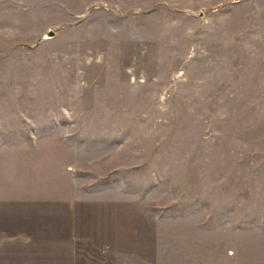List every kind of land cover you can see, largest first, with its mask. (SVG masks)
I'll return each mask as SVG.
<instances>
[{"label": "rangeland", "instance_id": "374dc122", "mask_svg": "<svg viewBox=\"0 0 264 264\" xmlns=\"http://www.w3.org/2000/svg\"><path fill=\"white\" fill-rule=\"evenodd\" d=\"M106 1L98 56L69 39L83 16L53 22L82 1L0 4L26 19L6 24L26 37L0 36V175L42 199L22 223L123 239L90 264H264V0ZM126 68L170 70L172 85L152 101Z\"/></svg>", "mask_w": 264, "mask_h": 264}, {"label": "crops", "instance_id": "0c3cea01", "mask_svg": "<svg viewBox=\"0 0 264 264\" xmlns=\"http://www.w3.org/2000/svg\"><path fill=\"white\" fill-rule=\"evenodd\" d=\"M79 1V0H78ZM84 3L85 9L79 11H72L68 14H64L63 18L56 17L53 22H74L78 18L84 17L82 22L85 25L86 32L84 36L78 34L69 35V39L74 40L73 48L74 52H77L78 48L81 49L76 40L83 39L87 41L88 45L85 47L86 55H103L102 47L98 46L104 38L105 27L101 19H99V14L104 13L102 7H108L111 2L106 0H80ZM6 3V0H2L0 4ZM22 8V6H20ZM94 10L90 9L93 8ZM65 13V12H64ZM199 17H203L199 14ZM26 19H15L10 20L7 15V7L0 5V36L3 39H11V37L18 42L20 38L26 37L25 34L11 35L9 28L6 29V24L14 23H25ZM1 24H4L1 25ZM73 29H76L73 28ZM57 30V29H56ZM53 31L55 33L54 38L57 37V32L53 29H48L46 34L43 35V40H48L46 36L49 32ZM166 32H160L158 38H169L166 37ZM163 34V35H162ZM68 36V35H67ZM65 37V36H63ZM156 38V36H152ZM45 40V41H46ZM98 45H94L96 43ZM11 43L5 42L0 49V55H5L10 53L8 51ZM100 49L96 50L97 48ZM87 50V51H86ZM80 52V51H79ZM84 54V53H83ZM95 71V70H91ZM153 70V72L147 75H138L136 69H122L120 70V75L126 73L130 78H136V83L142 86L158 88L157 94H152L155 97L152 101L160 102L163 100L164 90H168L172 85V73L170 70L159 72ZM94 78V77H92ZM143 79V80H142ZM145 79H150L155 82L151 83ZM160 82V83H159ZM133 85V81L130 86ZM91 86H95V82L91 83ZM155 95V96H154ZM5 121V120H4ZM6 122H0V128L5 129V133L9 132V127L5 126ZM24 176L15 175H0V264H90L92 252H102L104 255L109 253H118L117 250H109V247L118 246L119 238L118 235L104 234L100 235V241L94 238H77L74 234H69V232H74L77 229V224H40L41 226L33 225L32 222L29 224H23L22 222L28 217V206L36 205L42 203V199L39 201L37 199L29 200L28 198V187ZM70 202L69 200H62ZM33 203V204H32ZM3 216H10L9 221L5 223ZM28 225V226H27ZM43 225V226H42ZM121 226H87L89 231H120ZM49 231L55 234L54 237L45 238L42 233L44 231ZM132 230H138V228H133ZM34 231L35 233H32ZM39 231L41 237H38L37 233ZM98 235V234H97ZM92 236V235H91ZM99 237V235H98ZM123 243V239L120 241ZM122 252V251H121Z\"/></svg>", "mask_w": 264, "mask_h": 264}, {"label": "water", "instance_id": "95a60500", "mask_svg": "<svg viewBox=\"0 0 264 264\" xmlns=\"http://www.w3.org/2000/svg\"><path fill=\"white\" fill-rule=\"evenodd\" d=\"M55 33L53 31L49 32V34L46 36V38H52L54 37Z\"/></svg>", "mask_w": 264, "mask_h": 264}]
</instances>
